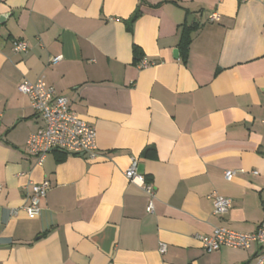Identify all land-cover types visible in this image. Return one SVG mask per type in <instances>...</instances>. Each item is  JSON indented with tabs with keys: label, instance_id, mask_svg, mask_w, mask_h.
<instances>
[{
	"label": "crops",
	"instance_id": "crops-1",
	"mask_svg": "<svg viewBox=\"0 0 264 264\" xmlns=\"http://www.w3.org/2000/svg\"><path fill=\"white\" fill-rule=\"evenodd\" d=\"M40 77L96 128L95 157L27 153L42 120L18 85ZM133 158L152 213L125 176ZM0 182V264H255L257 244L209 253L196 235L264 220V0H0Z\"/></svg>",
	"mask_w": 264,
	"mask_h": 264
},
{
	"label": "built area",
	"instance_id": "built-area-1",
	"mask_svg": "<svg viewBox=\"0 0 264 264\" xmlns=\"http://www.w3.org/2000/svg\"><path fill=\"white\" fill-rule=\"evenodd\" d=\"M28 49L27 41L19 39L14 42L15 51L26 52ZM61 58L62 56L58 55L51 61L57 63ZM148 65L146 59H142L139 63L140 68ZM18 90L30 98L35 113L42 120V126L29 135L26 147L27 153L35 156L39 164H42L47 154L54 150L89 158L95 157L98 149L96 128L72 108L68 97L57 94L53 87L48 86L44 77L35 81L24 79L18 85ZM136 165L137 159L133 158L131 166L125 171V176L129 181L139 184L150 195L147 211L152 213L155 188L152 183H148L144 175L137 172ZM242 171L228 169L224 173L225 179L232 180L237 172ZM254 173L258 172L254 171ZM2 187L3 184L0 182V191ZM49 188L48 180L32 185L26 203L22 206L28 218L34 219L41 214V203L46 198ZM213 200L216 215H225L232 207L231 199L216 192L213 193ZM15 213H17L16 209L13 210V214ZM196 238L209 253L223 247L250 249L257 244L259 253L255 264H264V220L254 232L245 233L226 226H217L211 234H197ZM165 251V245H161L160 252L165 253Z\"/></svg>",
	"mask_w": 264,
	"mask_h": 264
},
{
	"label": "trees",
	"instance_id": "trees-1",
	"mask_svg": "<svg viewBox=\"0 0 264 264\" xmlns=\"http://www.w3.org/2000/svg\"><path fill=\"white\" fill-rule=\"evenodd\" d=\"M140 15V9H137L135 11V13L132 15V17L130 18L131 22H134L136 20V18ZM198 27L196 26H191V27H186L181 34V41H180V48L182 51V56L183 59L186 60L187 55H188V48L189 45L191 43L192 40V32L197 30ZM135 59H138L141 57L142 53L141 51L138 49V47H135Z\"/></svg>",
	"mask_w": 264,
	"mask_h": 264
},
{
	"label": "water",
	"instance_id": "water-1",
	"mask_svg": "<svg viewBox=\"0 0 264 264\" xmlns=\"http://www.w3.org/2000/svg\"><path fill=\"white\" fill-rule=\"evenodd\" d=\"M174 55H175V57H178V55H179V50H178V49H176V50L174 51Z\"/></svg>",
	"mask_w": 264,
	"mask_h": 264
}]
</instances>
